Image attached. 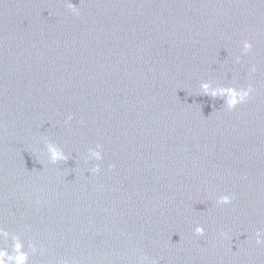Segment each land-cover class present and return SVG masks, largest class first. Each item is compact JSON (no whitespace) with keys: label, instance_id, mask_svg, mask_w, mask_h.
<instances>
[{"label":"water","instance_id":"obj_1","mask_svg":"<svg viewBox=\"0 0 264 264\" xmlns=\"http://www.w3.org/2000/svg\"><path fill=\"white\" fill-rule=\"evenodd\" d=\"M257 231L264 0H0V264H264Z\"/></svg>","mask_w":264,"mask_h":264},{"label":"clouds","instance_id":"obj_2","mask_svg":"<svg viewBox=\"0 0 264 264\" xmlns=\"http://www.w3.org/2000/svg\"><path fill=\"white\" fill-rule=\"evenodd\" d=\"M243 47H244V50L247 51L251 48V45L249 43L245 42ZM202 88L205 90V92H207V85L206 84H202ZM229 91H230V99H229V103H228L227 108L229 110H231V109H234L238 104H241L248 99L250 92H251V89L250 88L241 89L239 91H237L236 89H231ZM46 147H47V151L49 153V159L52 163H56L57 161L67 159V157L65 155H63L62 153L55 152L52 149L51 145H46ZM91 156L95 160H98V161L102 159L100 151L92 152ZM99 170H100L99 166L97 165L96 167L92 168L90 171L92 173H96ZM230 202H231V198L228 195L221 196L217 200V204H220V205H227ZM203 234H204L203 227L197 226L195 228V235L203 236ZM261 235H262L261 232L257 231V233H256V243L257 244H264V239L261 238ZM17 248L19 249V246H17ZM25 260H26V256L23 253L18 252L17 257L15 258V264H24Z\"/></svg>","mask_w":264,"mask_h":264}]
</instances>
